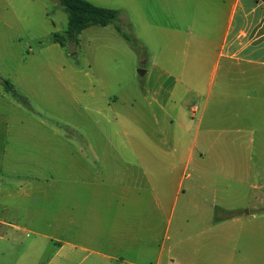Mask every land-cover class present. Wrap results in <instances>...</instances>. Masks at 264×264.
Instances as JSON below:
<instances>
[{"label": "rangeland", "instance_id": "1", "mask_svg": "<svg viewBox=\"0 0 264 264\" xmlns=\"http://www.w3.org/2000/svg\"><path fill=\"white\" fill-rule=\"evenodd\" d=\"M117 24L133 41L126 40L111 24L88 28L80 34L77 44L66 41L62 47L55 43L54 35H64L68 16L58 0H0V121H5L3 116L11 118L8 131L0 128V264H45L54 244L42 236L62 235L49 229L51 212L57 224L64 225V214L53 213L55 201H73L91 192L73 186L70 191H55L50 196L40 194L36 186L76 184L80 178H90L92 174H83L79 169L81 162L84 166L96 165L92 159H81V154L109 157L121 153L138 162L124 145L127 139L133 150H145L143 113L151 99L144 91L149 76H142L140 71L149 68L155 73V65L173 63L175 60H169L173 56L176 65L182 67L186 37L148 24L139 29L122 20ZM201 49L195 44L189 53L195 56ZM199 71L198 78H180L181 83L197 90L194 95L183 96L189 102L184 104L186 116L182 124L185 128L193 124L192 132L186 134L179 125L174 126L183 133L184 146L192 141L208 102L211 110L207 109L201 138L210 127L209 114L222 112L214 108L219 103L228 104L232 115L240 116L233 122L220 121L218 135L226 137L230 133L237 137L234 130H226L242 127V135L264 137V77L236 73L224 78L223 67L212 77L211 62H201ZM150 80L151 85L174 84L173 78L159 76ZM5 81L27 103L18 102L7 91ZM227 84L229 90L225 88ZM192 108L199 109L194 117ZM20 120H28L22 123L26 128L23 132ZM219 145H223V139ZM256 148L264 149V145L258 142ZM231 149V154L223 157L201 159L198 150L203 149L197 147L192 167L215 168L218 203L225 199L227 207L243 210L241 215L251 209L264 215V180L257 176L250 181L251 175L247 179L245 175L250 168L264 172V157L251 159L250 151L247 154L243 149L241 155H235ZM67 166L71 167L68 173L64 170ZM225 183L230 190L224 193ZM174 232L173 220L169 246L176 240ZM227 245L233 263L264 264V233L255 240L233 235Z\"/></svg>", "mask_w": 264, "mask_h": 264}, {"label": "crops", "instance_id": "2", "mask_svg": "<svg viewBox=\"0 0 264 264\" xmlns=\"http://www.w3.org/2000/svg\"><path fill=\"white\" fill-rule=\"evenodd\" d=\"M87 1L118 10L120 20L133 29L148 24L183 33L186 52L182 67L176 65L173 56L169 59L175 60L173 63L155 65V73L147 68L142 75L149 76L144 91L151 99L143 113L145 150H133L129 139L124 143L138 162L121 153L109 157L81 154V159H92L96 165L84 166L81 162L83 166L79 169L83 174H92L90 178H80L81 182L76 184L60 182L35 187L40 194L45 192L50 196L55 191H70L73 186L91 191L73 201L65 198L55 201L53 213L64 214V225L57 224L51 212L49 229L62 235L42 236L54 244L45 264H248L233 263L227 240L233 235L262 238L264 215L258 214V209L241 215L243 210L227 207L225 199L218 203L215 168L192 167V164L197 147L203 149V152L198 150L201 159L231 154V147L235 155H241L244 149L245 153L250 151L251 159L264 157V149L256 148L258 142L264 145V137L242 135V127L226 130L228 133L234 130L239 134L237 137L230 133L226 137L218 135L216 127L220 121L233 122L240 116L232 115L225 103L214 107L222 112L209 114L210 127L201 138L207 109L211 110L210 102L207 103L192 141H187L185 146L183 133H178L174 126L179 125L186 134L192 132L193 124L186 128L182 124L186 116L184 104L189 102L184 95H194L197 90L181 83L180 78L200 77L201 62L212 63V77L221 67L224 78L236 73L264 77V0ZM195 44L202 49L192 56L189 51ZM159 76L173 78L174 84L166 87L160 83L162 80H156L160 85H151L150 79ZM225 88L229 90L228 84ZM194 109L197 111L193 112ZM194 109L192 117L199 111ZM3 117L5 121H0V128L6 132L11 118ZM27 121L18 122L22 132L26 130L22 123ZM222 139L223 145H219ZM69 169L70 166L64 168L66 172ZM245 175L246 179L251 175L250 181L257 176L264 180V172L251 168ZM226 185L224 193L230 190ZM173 220L176 240L169 246Z\"/></svg>", "mask_w": 264, "mask_h": 264}, {"label": "trees", "instance_id": "3", "mask_svg": "<svg viewBox=\"0 0 264 264\" xmlns=\"http://www.w3.org/2000/svg\"><path fill=\"white\" fill-rule=\"evenodd\" d=\"M59 5L68 16V27L64 35L55 34V43L65 47V42H79L80 34L91 27H107L111 24L116 26L117 31L128 41L133 39L128 36L117 24L120 20V12L115 9H109L94 5L87 0H58ZM7 91L11 92L14 98L21 103H27L26 98L22 96L11 83L4 82Z\"/></svg>", "mask_w": 264, "mask_h": 264}, {"label": "water", "instance_id": "4", "mask_svg": "<svg viewBox=\"0 0 264 264\" xmlns=\"http://www.w3.org/2000/svg\"><path fill=\"white\" fill-rule=\"evenodd\" d=\"M140 74H141V75H144V74H145V71H140Z\"/></svg>", "mask_w": 264, "mask_h": 264}, {"label": "built area", "instance_id": "5", "mask_svg": "<svg viewBox=\"0 0 264 264\" xmlns=\"http://www.w3.org/2000/svg\"><path fill=\"white\" fill-rule=\"evenodd\" d=\"M196 111H197V109H194V110H193V112H196Z\"/></svg>", "mask_w": 264, "mask_h": 264}]
</instances>
